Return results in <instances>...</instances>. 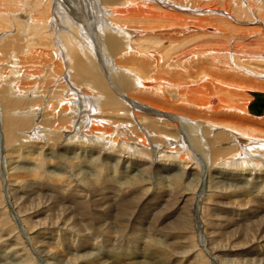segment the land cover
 I'll return each mask as SVG.
<instances>
[{
	"label": "bare ground",
	"instance_id": "bare-ground-1",
	"mask_svg": "<svg viewBox=\"0 0 264 264\" xmlns=\"http://www.w3.org/2000/svg\"><path fill=\"white\" fill-rule=\"evenodd\" d=\"M180 1H177L178 3H173L170 1L171 3H169L165 0H105L104 3H101L104 5L102 14L107 18L109 17L110 23H108V26L110 28L107 29V23L100 21L99 23L101 26H97V30L101 35L104 36L105 41L108 43L109 50L116 53V58L114 60L115 64L122 63L126 67L122 71L126 72L125 74L122 73L121 70L115 71V76L117 75V80H115V83H112V85L106 84L117 95H119V93L124 94L125 92L138 101L136 103L132 102L130 104L131 108L134 110V112H131L134 126L132 130L126 132L127 134L133 133L135 130H137L136 128L142 129L144 126L148 127L150 130H156V125L159 122L165 120L164 118H168V120H170V117H172L175 123L184 127L189 122H185L187 119L197 122L193 124L188 123V130H182L179 143H176L175 145L179 146V150L182 151L181 160L184 161L190 157H194L189 153L190 148L188 147L190 144L197 143V147L199 149L202 147L203 150L204 147L205 151L209 150L208 153L210 157L207 159L209 162L207 165V162L205 161L206 164L204 163L202 167L204 171L199 172L196 171V169H189L186 166L183 167L181 175L185 180L188 181L187 184L197 182L200 184V189L197 192L192 191L181 194L176 199L172 207V214L187 216L188 210L186 213H184V211L188 209L189 206H192V216L194 213L196 215L199 214L200 217H203L207 212H214L215 209L218 208L222 210L226 216L225 219H222V229L218 226L219 228L216 234L211 229V232H209V230H207L208 225L205 224L204 221H200L196 227L201 229V235L204 238V243L202 244L204 246H195L193 249L191 237L186 236L184 238V242H180L178 241L176 235L164 234L165 226L163 222L169 218L173 219L169 213V216L166 218L163 215V220L159 221L157 218V221L153 223L148 222L150 223V226H148L149 224L147 222L143 223V221H134V217H132L133 214L130 212L131 218L127 219L128 221H126L124 225L120 227V231L117 230L114 232L118 237L112 236L113 234L109 233L111 228L109 229L106 227V224L103 222L104 216L98 212L105 201L112 199L117 201L124 198L125 195L128 194V198L131 197L133 200H135V198L137 199V203L135 202L136 204H143L148 200H153L158 197L160 194H162L163 190L157 185L153 184L152 178L150 176L123 178L119 176L117 181H114L113 176L106 174L105 176L100 177L99 171L101 166L97 164L94 165L93 168V178L92 176L90 178H82V183L81 181L80 183L83 187L81 190L79 189V191L78 189L77 191L74 190V185H70L69 181L71 179L69 181L67 180L68 182L66 181L64 174H57L56 177L54 176L55 178L53 179L57 180L59 183L58 184L55 181L57 185L54 186L49 185V182H47L48 180L46 181V178L44 181L41 179L39 180L37 178L38 176L34 177L30 188H33L34 190H41V188L46 187L47 190L52 189L51 193L53 195L56 194L58 196H63L62 198L66 196L68 201L77 199L85 206L83 213L85 223L82 222L84 223L85 229L84 231L82 230L83 233L78 236L81 238V246L76 245L77 240L75 239V236H73L75 238L70 237L72 231L74 232V230H72L75 226L74 219L60 218L56 221L55 219H53L54 221L52 219L49 221V215H45L49 208L46 209L45 213L42 212L43 210H37L33 213L30 212V220L28 222L31 225L28 230L25 228V221L20 220V225L25 228L24 230L27 231L29 235L28 237L25 235L28 238V244L30 246L28 247L36 254L38 250L40 252L37 257H46L44 255L45 250L43 249L45 243H43V241L40 242V247L36 246L37 243H34L35 239L39 235L43 236L41 240H45L46 243H49L47 240L56 241V236L61 238L63 235L65 238L61 240V242L64 244V246L70 245L72 247L75 245L77 247V252L86 253L89 250H96V247H99L97 242L100 243L101 239H103V242L105 241V244L108 245H111L112 241H119L122 236L135 239V236H133L131 233L134 231L141 233L142 228H144L143 230L148 232V234H150L149 232L151 230L153 237L151 238V236H148L146 239H142L139 242L136 250L139 249L142 250V252L145 250L146 253H144V255H147L148 252L147 261H145L146 256L143 258L144 260L141 258L143 253L142 255L139 253L140 255L135 256L128 251L122 253H118V251H116L117 253L114 251H109L110 253L108 255V252L106 251L107 253H96L98 256L96 259L91 261V264H167L170 257H172L170 264H183L184 260H189L190 256L194 255V252H197L202 256L209 257L213 264H264V173H261L260 171H248L246 174H234L233 172H228L231 178L237 179L239 181L240 189H235L237 186L236 184H229L233 190L215 191L214 185L212 184V178L217 184L221 182L217 179V176H213V171L216 169L215 165L217 163L226 165V162L232 161V165H246L248 161L257 160V162H259L263 159L261 157H264V137L260 138L254 133H251L252 131H248V129L258 127L264 133V99L262 104L260 103L258 107H254L255 95H264V74L261 76L259 74L260 72L258 73L256 71L258 69L257 67L260 65L256 67L257 69H251V71L244 69V73L246 71V73H248L253 78L248 76V78L245 79L248 74L245 76L242 75L244 73L241 72V75L236 76L232 74L231 71V69L238 68L240 61L243 63L247 62L245 64H248L249 60H252L253 58V61H263L264 56H262V54L255 55L254 52L253 55L252 53L242 54L243 52H240L242 55L238 53L234 54L236 53L237 49H235L234 52L227 51L225 46L224 49L210 50L207 49V47H203L202 45L204 38H217L218 40V37L221 38L224 36L225 31H227L231 25L247 26L248 24L252 25L254 29L255 27L264 29V14H262L264 7L263 10L259 9L260 11L258 12L256 9H253L250 4L246 5L245 2H239L234 5V3L232 4L231 0H226V2H221V4H230L228 8L232 13L230 15H225V11L223 14L219 11V9L213 8L217 6V3L211 4L208 1V4L211 7L202 9L201 7L198 8L196 5L198 3L197 0ZM249 1L251 2V0H247V2ZM34 2H36V0H34ZM53 2H55V0H53ZM51 4L52 3L46 4L43 7L44 12L41 13L44 23L42 33L47 29L50 30L53 27L51 26L47 28L46 24L51 23L53 25L55 23L54 19H45L44 16L45 10L50 11L49 6H51V10L54 11V7ZM76 19L80 24H82V20L84 21V24H88V21L83 17H81V19ZM115 19L120 21L117 22ZM8 21L9 19H4L2 26L4 29L8 27L7 25L4 26V24L8 23ZM3 28H1L0 31H2ZM99 28H101L103 31ZM233 29L234 30H231L228 33L234 32L233 35H235V37L244 36L245 30H242L243 28L238 29L235 26ZM198 33H202L204 35L198 36ZM138 37L139 39H137ZM225 37H228V35H225ZM48 40V35H45L44 37L42 36V40L39 43H32L29 46L21 47L18 42L12 44L13 46L15 45L14 54L8 55L10 52H5V54L8 55L5 58H13L16 60V58L19 57L22 60H26L24 57L26 52H29L28 55H31V57H36L38 54L41 55L43 53H38L37 51H32L30 49L34 47L36 48L37 46L49 49L51 48V43ZM165 40H168L166 46L163 44ZM8 42L11 43L9 38L3 41V43ZM52 50L53 49H51V51ZM78 52H80V54H78ZM67 54L69 55L68 59L71 62H74L75 66L80 67L83 71V76L75 77L73 75V78L90 81L92 84H94L96 89H99L103 93V102L114 106L116 109L113 112H105L102 115L100 114V117L104 118L106 113H112L118 122L117 125H111L110 128L107 127L103 129H106L107 132L112 131L113 133L115 131H122V134H124L122 128L126 122L125 120L129 118L128 108L125 107L115 97V95L110 93L108 86L104 83L105 81L99 78V71L97 73L96 68L93 67L94 64L91 63L92 58L88 53H84L87 60L86 66L82 65L83 63L77 62L79 56L83 54V51H80L79 49H71L67 52ZM104 55H106V53H104ZM62 56L64 57V55ZM198 58H206L208 60H196ZM192 59L195 61H192ZM231 59L234 60V64H232ZM130 66H132V68H129ZM260 68H262V66H260ZM47 70L45 73L48 72ZM107 71H109L108 68ZM88 88L90 87L88 86ZM248 89L253 90L248 91ZM73 90L75 91V89L69 86L70 92H65L62 97H51L50 95V98L48 99H56V105L54 107L52 106L53 108L51 105H48L47 112H50V114L52 112L56 114L60 113V116L64 113L67 114V106L73 104V102L74 104L78 103L74 99L73 95L75 94ZM242 90L244 94L246 93L247 95L251 96L253 100H251L250 97L245 96L241 92ZM36 91L38 92V90ZM213 96H215L214 99H211ZM81 100L83 104L86 102V104L89 103V100L86 99L85 96H83ZM93 100L98 103L96 99ZM2 102L5 103L4 109L8 115L9 110L6 109L12 107L16 108L18 106L20 108L24 106V110L27 109L26 112H32L30 108H27L29 101L26 102L24 100L17 99L16 103H12V100L8 96H5ZM141 103L154 106L161 105L165 107L166 110L163 111L164 114H157L152 110L150 111L147 109V112L152 113V116L149 114L151 118H145L144 116L139 115L140 113L138 110H140L143 105ZM213 103H215V105H213ZM37 104L34 103V105ZM97 107L99 109V104H97ZM252 108H258L257 110L259 112L254 113ZM199 109H204L207 111V113L200 115ZM185 110L188 111L192 116L195 115L197 110V117L202 116L204 122L201 123L196 121L192 117L180 119L177 114L184 113ZM244 111H247L251 117H254L258 120L245 118L243 116L245 114ZM165 114H168L170 117ZM4 121H6L5 118ZM208 121H211L212 123ZM98 130H101V128ZM190 131L191 133H189ZM210 133H213L214 135H211ZM205 135L210 136L208 137ZM164 139L165 137L163 134H155V138L153 137L155 142L158 141L160 143L164 142ZM207 145L210 146V149ZM157 149L158 148L154 147V150ZM100 155L101 153H99V156ZM186 155L189 157H183ZM114 157H118V155L115 154ZM99 158L101 159L102 166L106 165L107 167L108 165L110 167L111 164L108 162H113V159H110L112 157ZM197 159L199 160L198 157ZM38 160H36L34 164H36ZM127 161V159L121 158L117 161L116 166L121 168L127 163ZM131 165L132 163H130V166ZM256 166L257 163L255 167ZM34 167H36V165H34ZM128 167L129 165L126 166V169ZM19 169L22 170V168ZM34 169H38V167ZM7 170L9 171V169ZM145 171L146 170L143 169V172ZM39 173L41 174V171H39ZM39 173L35 171L34 176L39 175ZM2 174H5V172H2ZM49 175L51 176L50 173ZM77 176L76 179H78ZM35 178H37V180ZM5 182L6 189L8 190L7 205H2L0 202V209L4 210V208L7 206L6 208L17 213L21 208L19 206H21L23 199L16 198L15 195L20 194L21 189L18 188L17 184H10L7 181ZM50 186L52 188H50ZM172 190L173 189L165 191V194L168 198H170V195L173 193ZM133 200L130 199L131 202ZM192 200L194 202H191ZM106 204L108 203L106 202ZM109 205L111 207V204ZM55 208L57 209L58 207ZM62 208L65 209V207ZM64 213L68 215L69 212L67 213L65 209ZM239 216H241V218H239ZM235 217H238L239 220H237ZM159 219L162 218L159 217ZM107 220L108 219H106V221ZM56 231H59V233L56 235L53 234ZM121 232L123 234H120ZM33 233H35V235ZM77 234L78 232L76 235ZM2 235H4L3 243L9 244L8 249L11 248L9 253L11 257L13 256V259L9 257L6 260H10L11 262L19 260L20 262L25 263L23 258L25 255L21 253V249H15V247H17V242L13 243V240H17L18 237L16 238V235L14 237V234L12 235L9 233H3ZM142 235H144V232ZM157 237L162 238V240L157 239ZM138 241L139 240L136 242ZM128 242L127 244H129ZM184 248L186 249V252L184 251ZM124 250L125 249H123V251ZM110 254H112V256ZM241 254L242 257L240 258ZM107 255L108 257L111 256V261H107L108 259L106 260L105 257H107ZM137 257H140L142 260L137 261L135 259ZM11 262L7 264H12ZM46 262L48 261H45V264H48ZM78 263L80 262L78 261ZM83 263L84 262H81L80 264Z\"/></svg>",
	"mask_w": 264,
	"mask_h": 264
},
{
	"label": "rangeland",
	"instance_id": "rangeland-1",
	"mask_svg": "<svg viewBox=\"0 0 264 264\" xmlns=\"http://www.w3.org/2000/svg\"><path fill=\"white\" fill-rule=\"evenodd\" d=\"M165 1L169 3H178L180 0ZM197 1L198 3L195 4L198 6V8H210L211 6L208 4L209 1L211 4L217 3V6L213 8L219 9V11L222 13L225 11V15H230L232 13L228 8L230 4H221V2H226V0ZM231 1L232 4L234 3V5L239 2H245L246 5L250 4V6L253 9H256L258 12L260 10H263L264 7V0H251V2H247V0ZM104 2L105 0H55V2H53V0H36V2H34V0H0V21H4V19L6 18L9 19L8 23L4 24V26H8L5 29L2 27L3 21L0 22V29L3 28L2 31H0V202L2 203V205H7L8 190L6 189L5 181L10 184H17L18 188H20L21 191L20 194H16L15 197L23 199L21 206H19L21 208L17 213L6 208L7 206L4 208V210L0 209V264L10 263V260H6L9 257L13 259V256L11 257L9 253V250L11 249H8L9 244L3 243V233H9L12 235L14 234V237L15 235L16 238L18 237L17 240H13V238L12 240L13 243L17 242V247H15V249H21V253L25 255L23 257L24 261L27 264H45V261H48L46 262L48 264H80L81 262H84L83 264H91V261L96 259L98 256L96 253L108 252L109 255V251H114L115 253H117L116 251H118V253L128 251L135 256L140 254L142 255L143 253L141 258L143 259L146 256L145 261L148 260V252L147 255H144V253H146L145 250H143V252L139 249L136 250L139 242L142 239H146V237L148 236H151V238L153 237V233L151 232V230L149 232L150 234H148V232L143 230L144 228H142L141 233L136 231L131 233L133 236H135V239L122 236L121 238L124 237L123 239L120 238V240L116 242L112 241L111 245L105 244V241L103 242V239H101L100 243L97 242L99 247H96V250H89L86 253L77 252V247L75 245H73L72 247L70 245L64 246V244L61 242V240L65 238V236L63 235L61 236V238H58V236H56V241L47 240L49 243H46L45 240H41V238L43 237L42 235H39L35 239L34 243H37L36 246L40 247V242L42 241L43 243H45L43 247V249L45 250V258L43 256L37 257L40 253L39 250L36 254L29 248L30 246L28 244L27 238L29 235L24 229L26 228L28 230L30 228L31 224L28 222L30 220V212L33 213L37 210H43L42 212L45 213L46 209L49 208L45 213V215H49V221L50 219H55L56 221L60 218L74 219L75 226L72 229L74 230V232L72 231L70 237H76L73 238L77 240V246L82 245V242H80L81 238L78 236L81 235L85 229L83 214L85 206L83 205V203H80L77 199L68 201L66 196L62 198L63 196H58L56 194L53 195L51 193L52 189L47 190L46 187L41 188V190H34L33 188H30L33 183L32 181L34 177L38 176L37 178L39 180L41 179L44 181L46 178V181L48 180L47 182H49V185L54 186L57 185L58 182L53 178H55L57 174H64L66 181H69L71 179L69 181L70 185H74V190L77 191L78 189L79 191V189L81 190V188L83 187L81 184L82 178H90L93 174L94 165L97 164L101 166V169L99 171L100 177H103L106 174L109 176H113L114 181H117V178L119 176H121L122 178L150 176L152 178L153 184L157 185L163 190L162 194H160L158 197L153 200H148L143 204H136L137 199L135 198V200H133V198L131 197L128 198V194L125 195L124 198H122L123 200L120 199L115 201L114 199H112L108 200L109 202L105 201L98 212H100V214L104 216L103 222L106 224V227H108L109 229L111 228L109 230V233L113 234L112 236L118 237L114 232L117 230L120 231V227L123 226L126 221H128L127 219L131 218V214H133L132 217H134V221L153 223L157 220H163L164 216L165 218L168 217L169 213L173 217V219L169 218L163 222L165 226L164 234H174L177 236L178 241L180 242H184V238L186 236L191 237L193 249L195 246H204L202 244L204 243V238L201 235V229L196 227V225L200 221H204L205 224L208 225L207 230H209V232H211V229L216 234L219 227H221L222 229V219H225L226 216L224 212L218 208H216L214 212H207L203 217H200L199 214L196 215L194 213L192 216V206H189L188 209L184 211V213H186V211L188 210L187 216L172 214V207L176 199L181 194L192 191L197 192L200 189V184H198L197 182L187 184L188 181L185 180L181 175L183 167L186 166L189 169H196V171L199 172L204 171L202 167L205 161L207 162V165L209 162V160H207L210 157L208 153L209 150L205 151L204 147L203 150L202 147L199 149L197 147V143L189 145V153L194 157H190L184 160L185 162L181 160L182 151L179 150V146L175 145L176 143H179L182 130H188V123L193 124L197 122H193L190 121L191 119H187L185 122H189L186 124L185 128L184 126H180L175 123L174 119L168 114H165L170 117V120H168V118H164L165 120L159 122L156 125V130H150L148 127L144 126L142 129L136 128L137 130H135L131 134L126 133L132 130L134 126L133 118L131 115V112H134V110L131 108L130 104L132 102L136 103L138 101L125 92L124 94L119 93V95H117L107 85H112V83H115V80H117L115 71L121 70L122 72L126 67L122 63L115 64L114 60L116 58V53L109 50L108 43L105 41L104 36L101 35L97 30V26H101V24L99 23L100 21L107 23V29L110 28L108 26V23H110L109 17L107 18L102 14L104 5L101 3ZM48 3H52L51 5L54 7V11H52V7L49 6L50 11L45 10V19H54L55 23L53 25L51 23L46 24L47 28L51 26L53 27L50 30L47 29L42 33L44 23L41 13L44 12L43 7ZM262 14H264V11L262 12ZM81 17L88 21L87 25L84 24L83 20L82 24L78 22L76 18L81 19ZM116 21L119 22L120 20L117 19ZM233 26H236L238 29L243 28L242 30H245L244 36L240 35L242 37H235V35H233L234 32H231L232 34L228 33L231 30H234ZM263 34L264 29L256 27L254 29L252 25H231L230 28L225 31V35H228V37H225L224 35L221 38L218 37V40L217 38H204V40L202 41V45L203 47H207V49L210 50L224 49L226 47L227 51L232 52L237 49L236 53L234 54H241L243 52L242 54L252 53L253 55L255 53V55L262 54V56H264ZM45 35H48V41L51 43V48L47 49L38 46L36 48H29L32 51H37L38 53L43 54H38L36 57H31V55H28L29 52H26V55L24 56L26 60H22L19 57H17L16 60H14L13 58H5L8 55L14 54L15 45L13 46L12 44L18 42L21 47L29 46L32 43H39L42 40V36L44 37ZM197 35L202 36L204 34L198 33ZM7 38L10 39L11 43H3V41H5ZM137 39H139V37ZM167 42L168 40H165L163 44L166 46ZM51 49L53 50L51 51ZM71 49H79L80 51H83V54L79 56L77 62L83 63L82 65L84 66H86L87 64L86 55L84 53H88L90 55L93 61H91V63L94 64H92L93 67L96 68L97 73L99 71V78L104 80L105 84L107 83L106 85L108 86L110 93L115 95V97L125 107L128 108L129 118L125 120L126 122L124 123L122 128L124 134H122V131H115V135L112 131L107 132L106 129H103L107 127L110 128L111 125H117L118 122L114 117V114L112 113H106V116L104 115V118H101L100 114L102 115L105 112H113L116 109L114 108V106L103 102V93L99 89H96L94 87V84H92L90 81L78 80L77 78H73V75L75 77L83 76V71L80 67L75 66L74 62H71L68 59L69 55L67 54V52ZM5 52L10 53L6 55ZM104 53H106V55H104ZM78 54H80V52H78ZM62 55H64V57ZM200 59H203L202 61L208 60L206 58H198L196 60ZM253 59L249 60L248 64H245L247 62L243 63L242 61H240L239 65L237 64L238 68L231 69L232 74L239 76L244 73V69L251 71V69L253 68H258L256 71L258 73L260 72L259 74L262 76L264 74V60L253 61ZM192 61L195 60L192 59ZM232 64H234V60H232ZM259 65L262 66V68H260ZM107 68L109 69V71H107ZM129 68H132V66H130ZM46 70L48 72L45 73ZM108 73L111 75H109ZM122 73L125 74L126 72ZM246 74L248 73H246L245 71V73L242 75L246 76ZM248 76L250 75L248 74L245 79H247ZM69 86L75 89V91L73 90L75 94L73 96L75 101H77L78 103L74 104L73 102V104L67 106L68 113H64L61 116L60 113L56 114L52 112L50 114V112H47L48 105H51V107H54L56 105V99H48L50 98V95L51 97H62L65 92L68 93ZM88 86L90 88H88ZM36 90H38V92ZM250 90L253 89H248V91ZM241 92L243 93V90ZM244 95L250 97V99L253 100V98H251V96L247 95L246 93ZM5 96H8L12 100V103H16L17 99H21L26 102L29 101L27 108H30L32 112H26L27 109L24 110V106H22L21 108L18 106L16 108L12 107L6 109L9 110V115L6 114V111L4 109L5 103L2 102ZM83 96H85L86 99L89 100L88 104H86L87 102L83 104L81 100ZM214 97L215 96L211 97V99H214ZM93 99H96L98 103H96ZM33 101L34 103L38 104L34 105ZM97 104H99V109L97 107ZM141 104L143 105L142 108L138 110L140 113L139 115H142L145 118H151L152 116V113L147 112V109L150 111L152 110L157 114L163 113V111L166 110V108L161 105L154 106L145 103ZM213 105H215V103H213ZM199 111L200 115L207 113V111H205L204 109H199ZM244 112L245 114L243 116L245 118L258 120L254 117H251L247 113V111ZM149 114H151V116H149ZM177 115L180 117V119L192 117L196 121H199L201 123L204 122L202 116L197 117V110L194 116H192L186 110L184 113H179ZM4 118L6 121H4ZM99 128H101V130H98ZM248 131H252L251 133H254L260 138L264 137V133L258 127L248 129ZM189 133H191V131ZM155 134H163L165 137L164 142H155L153 140V137L155 138ZM210 134L214 135L213 133ZM205 136L209 137L210 135ZM207 146L210 149V146ZM154 147L158 149L154 150ZM99 153H101L100 156ZM115 154L118 155V157H114ZM99 157H112L110 159H113V162L107 161L109 164H111V166H102V162ZM183 157L189 156L186 155ZM197 157L199 158V160L197 159ZM121 158H125L128 161L124 166L119 168L116 166V164L117 161ZM261 158L263 159L259 162H257V160H251L248 161L246 165H232V161L226 162V165L217 163L215 165L216 169L213 171V176H217V179L221 182L217 184L216 181L212 178V184L214 185L215 191L233 190V188H231L229 184H236L237 186L235 189H240L239 181L237 179L231 178L228 172H233L234 174H246L248 171H260L261 173H264V157ZM36 160H38L37 163L39 162L40 164H34ZM130 163H132L131 166ZM256 163L257 166L255 167ZM34 165H36L38 169H34L36 168L34 167ZM127 165H129V167L126 169ZM10 167L14 168L12 169ZM19 168H22V170ZM7 169H9V171ZM143 169H145L146 171L143 172ZM11 170H13L14 172ZM35 171H37L38 173L39 171H41V174L43 175L39 173L40 176H34ZM2 172H5V174H2ZM48 172L51 174V176ZM76 176L78 179H76ZM37 178L35 179L37 180ZM55 181L57 183H55ZM51 186L50 188H52ZM170 189H173V193L170 195V198H168L165 194V191H169ZM49 197L51 200L49 199ZM127 198L129 199V201ZM130 199L134 202H131ZM124 200L126 201V203ZM106 202L108 204H106ZM191 202L194 201L192 200ZM109 204H111V207ZM55 207L58 208L56 209ZM62 207H65L67 213L69 212L68 215L64 213L65 209ZM159 217L162 219H159ZM235 218L239 220L241 216H239V218ZM106 219L108 220L106 221ZM20 220L25 221H23L25 228L20 225ZM148 224L147 225L150 226V223ZM77 232L78 234L76 235ZM143 232L144 235H142ZM57 233H59V231H56L53 234L56 235ZM33 234L35 235V233ZM120 234L123 233L121 232ZM25 235H27V237ZM136 239L139 241L136 242ZM157 239L162 240V238L159 237H157ZM127 242L129 244H127ZM123 249L125 250L123 251ZM185 250L186 249L184 248V251ZM108 255L105 258L106 260L108 259L107 261H111L110 259L112 254H110L111 256L109 257ZM241 257L242 254L240 255V258ZM141 258L137 257L135 259L137 261H140L142 260ZM77 259L80 263H78ZM171 259L172 257L169 258L167 264L171 263ZM11 263L25 264L24 262H20L19 260H15ZM183 264L213 263L209 257H205L198 254L197 252H194V255H191L189 260H184Z\"/></svg>",
	"mask_w": 264,
	"mask_h": 264
},
{
	"label": "water",
	"instance_id": "water-1",
	"mask_svg": "<svg viewBox=\"0 0 264 264\" xmlns=\"http://www.w3.org/2000/svg\"><path fill=\"white\" fill-rule=\"evenodd\" d=\"M263 99H264V95L263 94H256L255 95V104H254V107H258L260 105V103L262 104L263 102ZM253 109V112L256 113V112H259L257 109L258 108H252Z\"/></svg>",
	"mask_w": 264,
	"mask_h": 264
}]
</instances>
